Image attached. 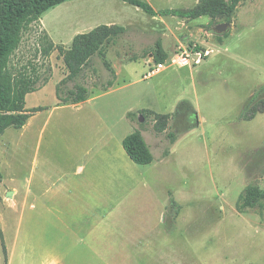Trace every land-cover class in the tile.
I'll return each mask as SVG.
<instances>
[{
    "label": "rangeland",
    "instance_id": "374dc122",
    "mask_svg": "<svg viewBox=\"0 0 264 264\" xmlns=\"http://www.w3.org/2000/svg\"><path fill=\"white\" fill-rule=\"evenodd\" d=\"M143 1L155 14L122 0H66L31 25L11 57L14 71L34 66L38 84L48 80L25 97L27 110L42 109L22 128L0 135V264H264V199L240 207L247 187L264 190V112L239 118L259 90L258 99H264V0H239L232 9L231 0ZM198 5L217 11L194 19L166 13ZM221 22L230 29L213 33ZM103 27L108 38L101 48L115 73L112 85L105 86L111 75L97 54L67 79L59 47L67 50L78 34ZM44 32L53 43L48 57L38 40ZM78 46L86 50L88 43ZM159 51L167 55L164 66L145 75ZM196 52L210 55L198 66L178 64L179 56L189 54L191 61ZM57 84L62 96L85 84L97 111L116 121L109 123L117 138L140 128L152 146L148 166L135 164L122 150L123 166L133 167L125 168L127 174L147 182L110 198L105 207L113 209H106L104 228L90 235L60 233L50 223L51 235L42 228L38 234L36 203H21L27 180L35 186L45 172L58 178L86 157L81 133L106 135V125L96 123L99 115L86 124L87 115L61 106L66 103L56 96ZM121 117L123 125L117 124ZM161 198L168 200L166 234L153 228L163 223L156 204ZM85 239L108 250L88 251Z\"/></svg>",
    "mask_w": 264,
    "mask_h": 264
},
{
    "label": "trees",
    "instance_id": "16d2710c",
    "mask_svg": "<svg viewBox=\"0 0 264 264\" xmlns=\"http://www.w3.org/2000/svg\"><path fill=\"white\" fill-rule=\"evenodd\" d=\"M64 1L66 0H4L0 20V135L10 127L15 129L22 128L33 113L42 109L41 107H35L27 110L25 108V96L44 86L48 78L46 77L43 82L38 84L39 78L34 66L29 70L24 66L14 71L11 64V57L19 49L23 36L30 30L31 25L38 22L40 16L47 9ZM122 1L135 5L146 13L155 14L154 9L143 0ZM238 1L231 0L229 8H234ZM216 11L217 9L215 7L198 5L193 9L170 10L166 11V13L183 18H197L206 15L212 16ZM107 32L108 29L106 27L97 28L89 33L78 34L74 38L71 48L64 50L62 46L59 47L61 53L64 55L65 64L69 69L67 79L74 77L81 71L85 59L88 60L91 55L97 54L111 75L105 86L110 87L112 85L115 79V73L108 61L104 58V51L101 48L103 42L108 38ZM38 40L46 44V47L43 45L41 52L44 57H48L53 49V43L45 32L39 36ZM81 41L88 43L86 50H81L80 46H78V43ZM197 49L199 48L197 47ZM70 57L75 60L76 67L74 68L70 65L68 59ZM166 59L167 55L163 51H159L154 56L155 63H162ZM62 81L64 82L65 79H62ZM55 92L56 96L63 103L77 104L85 101L89 97L90 90L85 84H76L74 90H70L66 95L62 96L60 94L59 84H57ZM261 92L259 90L256 96L249 98L244 104L239 114L241 120H250L257 113L264 112V99H258L262 94ZM127 116L132 121L134 114L128 113ZM157 116L160 119H166V115L158 114ZM163 128L162 125L156 127L159 131L163 130ZM169 136L172 137V134H169ZM122 146L127 156L136 164L146 165L153 160L149 146L138 129L124 136ZM262 199H264V190L256 186H249L241 195L242 203L240 207H254Z\"/></svg>",
    "mask_w": 264,
    "mask_h": 264
},
{
    "label": "crops",
    "instance_id": "0c3cea01",
    "mask_svg": "<svg viewBox=\"0 0 264 264\" xmlns=\"http://www.w3.org/2000/svg\"><path fill=\"white\" fill-rule=\"evenodd\" d=\"M209 55L201 57L198 63H194L191 60L190 64L185 66L201 65L203 58H207ZM145 75H147V73ZM94 100V98L88 97L83 102L77 104L66 103L61 106L66 108L67 106L72 107L74 113L77 112L87 115L85 119L88 120V122L84 121L86 124H90L91 116L99 115V117H96V123H103L106 125V135H101L99 130L95 133H92L91 130L81 133V139H78V141L79 148L85 146L84 149L86 150L84 156L86 157L84 159L75 166L62 170L58 178L55 177L56 175L51 176L48 172H45L43 176H41L42 179L40 180L39 178L37 180L35 186L32 182L27 180L21 203H31V205L32 203H36L38 234H40V228H42L41 233L43 235H51V233L47 231L49 229L48 223L51 224L52 230H59L60 233L71 232L81 235H90L94 230L100 231L104 228L102 224L106 221V217L108 216L106 209H113V207H105L106 204L109 203L110 198H114V195L118 191L124 192L125 189L131 192L132 185L138 187L144 183L145 179H141L139 175L127 174L125 168L133 167L130 165L123 166V151L125 150L123 146L121 147L124 136L138 129L151 151L152 146L147 141L144 131L140 128H131L129 131L127 130V134L123 133L120 138H117L114 132L116 128L109 123L113 122L116 124V121H110L99 110L97 111L95 106L97 103H95ZM194 114L195 111L190 113L188 118H191ZM122 118L123 117L117 121V124L121 123L123 125ZM193 119L194 118H192V120ZM98 134L100 135L98 136ZM93 136H95L94 140L92 139ZM163 161L164 158H161L160 162ZM146 165L148 166V164ZM145 181L147 182V180ZM134 191L137 192L138 188H135ZM30 199L32 201H30ZM123 200L124 198L121 199V201ZM167 203L168 200L166 198H161V200L158 199L156 201L158 219L163 215V223L160 222V224L153 225L154 230L159 234H166L168 232L164 225V221H166L164 210ZM84 241H87L86 245L89 247V249H87L88 251L108 250L104 247H93L95 244L93 245L87 239ZM152 251L161 250H148V252Z\"/></svg>",
    "mask_w": 264,
    "mask_h": 264
},
{
    "label": "built area",
    "instance_id": "2783aa9c",
    "mask_svg": "<svg viewBox=\"0 0 264 264\" xmlns=\"http://www.w3.org/2000/svg\"><path fill=\"white\" fill-rule=\"evenodd\" d=\"M206 54H208V53H206ZM196 56H197V58L192 60V62H194V63H198L200 61L201 57H203L202 53H199V52H196ZM190 62L191 61H190L189 54L179 56L178 64L185 66V65L190 64ZM163 66H164V63H155V66L150 68L147 75L155 73L157 70H159Z\"/></svg>",
    "mask_w": 264,
    "mask_h": 264
},
{
    "label": "water",
    "instance_id": "95a60500",
    "mask_svg": "<svg viewBox=\"0 0 264 264\" xmlns=\"http://www.w3.org/2000/svg\"><path fill=\"white\" fill-rule=\"evenodd\" d=\"M231 27V24L228 22H221L212 27V32L218 35L226 33ZM12 191L7 192V196H10Z\"/></svg>",
    "mask_w": 264,
    "mask_h": 264
}]
</instances>
